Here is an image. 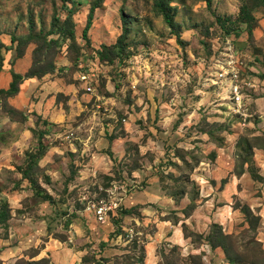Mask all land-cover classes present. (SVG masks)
Segmentation results:
<instances>
[{
	"label": "rangeland",
	"instance_id": "obj_1",
	"mask_svg": "<svg viewBox=\"0 0 264 264\" xmlns=\"http://www.w3.org/2000/svg\"><path fill=\"white\" fill-rule=\"evenodd\" d=\"M94 1L0 0V92L38 76L0 95V264H264V91L244 126L214 82L231 43L264 83L263 0H104L86 42Z\"/></svg>",
	"mask_w": 264,
	"mask_h": 264
},
{
	"label": "built area",
	"instance_id": "obj_2",
	"mask_svg": "<svg viewBox=\"0 0 264 264\" xmlns=\"http://www.w3.org/2000/svg\"><path fill=\"white\" fill-rule=\"evenodd\" d=\"M247 67L245 60L234 51L232 44L229 43L219 56L214 70V82L223 90V94L220 95V104L227 105L232 115L238 117L244 126L253 116L250 112L248 93L255 92L257 88L256 81L252 79ZM120 204V201L113 197L110 200L94 203L91 209L96 219L100 223H105L108 215L116 211Z\"/></svg>",
	"mask_w": 264,
	"mask_h": 264
},
{
	"label": "trees",
	"instance_id": "obj_3",
	"mask_svg": "<svg viewBox=\"0 0 264 264\" xmlns=\"http://www.w3.org/2000/svg\"><path fill=\"white\" fill-rule=\"evenodd\" d=\"M67 0H63V3L65 4ZM104 0H95L94 3L90 6L89 8V12H88V15H87V19H86V24H85V27L83 28L82 30V34H81V37L86 41L88 42V38H87V35H88V31L90 30L91 26H92V21H93V14H94V11L99 7V5L103 2ZM263 3H264V0H263ZM156 6L160 7V11L164 14L165 16V20L168 22V23H171V18L170 16L167 14V11L162 3V0H157V4ZM70 15H69V18L72 17V12L70 11L69 12ZM241 15L244 17V19L249 23L250 25V32H251V22L254 20V18L252 17L251 13H250V10L248 9L247 7V4L244 5V7L242 8V11H241ZM57 21V19L55 20L54 19V22ZM216 21L221 24L224 28H225V23L226 22H229L230 20L229 19H223L221 17H217L216 18ZM226 34H230V30H226ZM70 37H72V33L71 35H69ZM1 37V35H0ZM37 37H35L33 35V33H30V35L28 36V40H32V39H36ZM125 38H126V32L123 31L122 32V35L118 38L116 44L111 48L112 50L116 49L118 50L119 52H123L124 49H125ZM24 41L23 38H17V37H12L11 38V43L12 45L16 44L17 42L19 43H22ZM4 48V45L3 43L1 42L0 40V74L2 73V70H3V63H4V60L3 58L1 57V52H2V49ZM109 48H106L104 47V50H108ZM103 50V51H104ZM110 50V49H109ZM44 74H47V71L44 73ZM43 74V76H44ZM38 77L37 75L35 74H29L27 77H23L22 75H19V74H15L13 73L12 74V82H11V85L9 87V89L7 91H1L0 92V95H3L5 96L7 99H10V98H13V97H16L18 94H19V86L22 85V83L26 80V79H33V78H36ZM9 112L12 114V115H15L16 114V111L14 109H10ZM39 154H37L35 157L38 158L39 156H42L45 151H46V147L44 146L43 143H40L39 145ZM41 195V194H40ZM49 199V198H48Z\"/></svg>",
	"mask_w": 264,
	"mask_h": 264
},
{
	"label": "crops",
	"instance_id": "obj_4",
	"mask_svg": "<svg viewBox=\"0 0 264 264\" xmlns=\"http://www.w3.org/2000/svg\"><path fill=\"white\" fill-rule=\"evenodd\" d=\"M256 81H257V79H256ZM263 91H264V83H262L261 86L258 83L257 88H256L255 92H253V93H255V95H261V93ZM153 200H156V202L158 201L161 205L168 204V206L171 202H174V200L172 198H169V195H165L162 190L159 191V197H158V195H155ZM145 214L148 216V218H147L148 220H152L150 216H154L156 214V212L149 210V211H146ZM158 225L160 228V232H161V230H162V232L164 231L163 233L166 234L165 235L166 237L168 236L167 235L168 233L172 232V237L167 238V239L171 240V243L178 244V243L184 242V237L182 235L181 225L179 226L177 224H174L169 220H160V224H158ZM151 251H152V245H150V247L147 250V253H148L147 262H148V264H157L158 260H156L155 258L154 259L152 258V257H154V254L153 253L151 254Z\"/></svg>",
	"mask_w": 264,
	"mask_h": 264
}]
</instances>
